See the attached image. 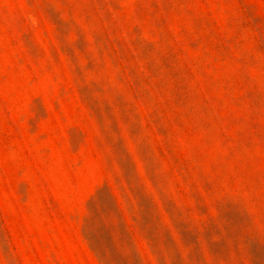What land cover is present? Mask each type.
Returning a JSON list of instances; mask_svg holds the SVG:
<instances>
[{"label": "rangeland", "instance_id": "1", "mask_svg": "<svg viewBox=\"0 0 264 264\" xmlns=\"http://www.w3.org/2000/svg\"><path fill=\"white\" fill-rule=\"evenodd\" d=\"M0 264H264V0H0Z\"/></svg>", "mask_w": 264, "mask_h": 264}]
</instances>
